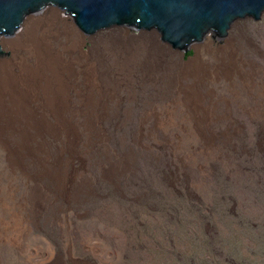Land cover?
<instances>
[{"label":"rangeland","instance_id":"obj_1","mask_svg":"<svg viewBox=\"0 0 264 264\" xmlns=\"http://www.w3.org/2000/svg\"><path fill=\"white\" fill-rule=\"evenodd\" d=\"M58 14L67 24L44 15L36 25V50L0 40V63L14 51L36 55L35 71L52 80L56 51L85 52L108 35L81 39ZM226 36L200 48L207 70L197 80L169 85L135 65L128 88L94 93L91 105L70 89L71 130L36 136L43 151L22 150L16 163L0 144V264H264V16ZM179 58L165 55L172 72ZM190 89L201 95L196 110ZM19 137L5 135L11 146Z\"/></svg>","mask_w":264,"mask_h":264},{"label":"bare ground","instance_id":"obj_2","mask_svg":"<svg viewBox=\"0 0 264 264\" xmlns=\"http://www.w3.org/2000/svg\"><path fill=\"white\" fill-rule=\"evenodd\" d=\"M44 15L48 16L53 23L59 20L67 24L66 19L59 18L58 12ZM44 15L41 18L24 21L23 33L16 35L15 45L10 46L20 51L25 50L27 44L30 49L36 50L29 39L33 37L36 25L44 19ZM127 37L125 32L122 35L120 32H111L105 36H98L85 52H76L75 44L72 47H65L63 51H56L55 58L61 72L52 80L44 78L35 71V68L40 65L36 55L28 53L27 57L24 54L15 56L17 53L14 51L12 58L3 59L4 62L0 63V144L7 148L14 162H20L22 150L43 151V143L35 138L41 137L42 132L51 131L57 134L62 128L71 130L69 120L64 116L70 105V89L78 95L83 104L91 105L100 100L95 98L94 93L101 96L103 90L115 92L121 86L128 88L132 82V70L135 65H139L147 75L157 70L162 71L169 85H176L180 75H190L197 80L202 77L198 73L201 66L207 70L204 63H199L200 48L206 46V43L193 47L196 49V54L189 61H183V55H178L180 65L177 66L175 73L171 71V63L165 61V55L168 53L164 47L158 45V36L146 35L139 39L132 38L134 40L131 42L123 39ZM3 41L7 42V39L1 40ZM231 50L232 54L228 60L229 64L234 66V48ZM74 53V57L79 58H74L72 56ZM29 58H34L33 64L29 63ZM5 65L8 67L6 71L3 70ZM75 65L79 68L76 69ZM186 95L192 98V109H198L200 93L190 89ZM6 100H9L11 104L7 105ZM45 109L55 114L59 120L54 124L49 122L44 114ZM11 131L20 133L19 142H15L13 146L5 139L6 133ZM71 134L74 133L71 131ZM55 175L57 180H60L59 173ZM37 190L35 194L39 196V190Z\"/></svg>","mask_w":264,"mask_h":264},{"label":"water","instance_id":"obj_3","mask_svg":"<svg viewBox=\"0 0 264 264\" xmlns=\"http://www.w3.org/2000/svg\"><path fill=\"white\" fill-rule=\"evenodd\" d=\"M59 12L81 39L111 32L161 36L166 52L190 55L192 47L227 43L231 27L261 26L264 0H0V40L15 45L23 22Z\"/></svg>","mask_w":264,"mask_h":264}]
</instances>
